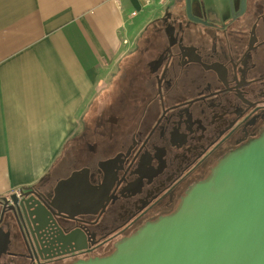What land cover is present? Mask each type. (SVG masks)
I'll list each match as a JSON object with an SVG mask.
<instances>
[{"label": "flooded vegetation", "instance_id": "1", "mask_svg": "<svg viewBox=\"0 0 264 264\" xmlns=\"http://www.w3.org/2000/svg\"><path fill=\"white\" fill-rule=\"evenodd\" d=\"M173 2L152 22L162 37L140 53L137 87L117 100L123 110H95L96 129L80 139L88 148L33 184L43 190L24 191L30 203H0V264L107 258L264 133V0H226L217 12L203 0ZM76 170L87 186L66 183Z\"/></svg>", "mask_w": 264, "mask_h": 264}, {"label": "crops", "instance_id": "2", "mask_svg": "<svg viewBox=\"0 0 264 264\" xmlns=\"http://www.w3.org/2000/svg\"><path fill=\"white\" fill-rule=\"evenodd\" d=\"M147 9L139 0H0V197L62 170L67 147L91 137L109 87L99 80L117 75L104 77L107 66L132 41L135 52L163 15Z\"/></svg>", "mask_w": 264, "mask_h": 264}, {"label": "water", "instance_id": "3", "mask_svg": "<svg viewBox=\"0 0 264 264\" xmlns=\"http://www.w3.org/2000/svg\"><path fill=\"white\" fill-rule=\"evenodd\" d=\"M78 177L88 185L86 170L74 171L66 183L72 185ZM43 188L20 187L1 196L0 203L16 200L26 205L30 198H22L28 194L24 191ZM92 205L97 206V201ZM30 208L31 225L36 228L37 213ZM78 264H264V133L220 160L173 215L145 226L111 256Z\"/></svg>", "mask_w": 264, "mask_h": 264}, {"label": "rangeland", "instance_id": "4", "mask_svg": "<svg viewBox=\"0 0 264 264\" xmlns=\"http://www.w3.org/2000/svg\"><path fill=\"white\" fill-rule=\"evenodd\" d=\"M205 1V6L209 7L213 12L214 11H224L226 10V5L225 2L226 0H203ZM173 6L174 2L173 0H168L165 5H160L157 2H155L152 6L148 7L146 10L147 16H149V11L152 15L160 16L164 13L165 7L167 5ZM141 31V30H140ZM160 37H162L161 29L158 27V25L153 24L152 22L148 24L145 28L144 31L141 32V35L137 41V50L134 52V41H132L131 45L129 44L125 49L124 53L121 56H125L126 58L122 59L119 63V65H116V60L111 61V64L107 66L108 71L104 74V77L106 74L114 73L116 72V76L114 77V81L111 80L109 83V77L107 76L103 81L100 79L99 82L100 84V89L101 88H106L107 85L109 87L106 89V92L103 93V97H100L97 101L96 107H93L96 111H100L106 116L108 113H118L119 111L123 110V107H121L119 104H117V100L122 97L124 94V91L128 89L130 92V86L132 85L133 88H136L138 79L137 78V73L139 72V69L137 65L139 64V56L140 53L142 52L143 48L146 46L147 42H153L157 43L155 39L159 40ZM129 54L131 55L129 57ZM132 83V84H131ZM130 85V86H129ZM103 86V87H102ZM112 97L115 99L112 102ZM99 112V113H100ZM95 118H98V114L95 112ZM104 118V117H103ZM86 117H84V120ZM83 120V121H84ZM85 122V121H84ZM100 122V120H99ZM101 123H104L101 121ZM96 122L93 121L91 127L92 130L96 129ZM90 135L84 138H89ZM82 140V138H81ZM79 140V142H76L77 144L74 145H69L67 149L69 151H73L75 148L77 151L80 149H87L88 147L86 144L82 143V141ZM83 148H82V147Z\"/></svg>", "mask_w": 264, "mask_h": 264}, {"label": "built area", "instance_id": "5", "mask_svg": "<svg viewBox=\"0 0 264 264\" xmlns=\"http://www.w3.org/2000/svg\"><path fill=\"white\" fill-rule=\"evenodd\" d=\"M139 1L141 4V8L146 9V8L152 6L155 2H157L160 5H164V3L168 0H139ZM135 14H136L135 11L131 12V15L134 16Z\"/></svg>", "mask_w": 264, "mask_h": 264}, {"label": "trees", "instance_id": "6", "mask_svg": "<svg viewBox=\"0 0 264 264\" xmlns=\"http://www.w3.org/2000/svg\"><path fill=\"white\" fill-rule=\"evenodd\" d=\"M130 56H131V55H129V57H130ZM125 58H126V57H125ZM87 127H88V126L85 125L84 130H85V129L89 130V127H88V128H87Z\"/></svg>", "mask_w": 264, "mask_h": 264}]
</instances>
